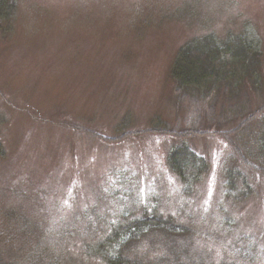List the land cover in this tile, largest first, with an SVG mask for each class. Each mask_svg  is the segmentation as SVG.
Segmentation results:
<instances>
[{"label":"rangeland","instance_id":"rangeland-1","mask_svg":"<svg viewBox=\"0 0 264 264\" xmlns=\"http://www.w3.org/2000/svg\"><path fill=\"white\" fill-rule=\"evenodd\" d=\"M248 21L264 36V0H18L0 20V264L24 244L7 236L25 218L33 241L59 252L57 264H105L87 248L120 219L127 191L135 215L159 208L207 232L232 220L218 232L219 252L241 234L264 244V176L247 173L254 192L227 201L231 145L196 137L209 171L185 196L165 159L177 140L149 131L186 111L171 78L178 48Z\"/></svg>","mask_w":264,"mask_h":264},{"label":"trees","instance_id":"trees-1","mask_svg":"<svg viewBox=\"0 0 264 264\" xmlns=\"http://www.w3.org/2000/svg\"><path fill=\"white\" fill-rule=\"evenodd\" d=\"M17 5L18 0H0V20L11 19ZM170 70L178 107L186 111L178 114L176 126L157 119L149 131L177 140L165 159L182 184L181 193H195L209 171L207 158L191 140L217 134L232 148L223 161L222 196L243 202L254 192L247 173L264 176V36L249 21L224 34L194 36L178 48ZM124 195L120 219L111 220L87 248L105 264H264V244L250 235L241 234L233 248L218 251V232L234 223L227 217L207 232L159 208L135 215L140 208L133 191ZM26 220L25 229L7 236L12 244L17 238L24 244L11 251L15 259L6 264H57L59 252L36 244L35 227Z\"/></svg>","mask_w":264,"mask_h":264}]
</instances>
